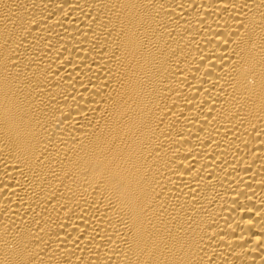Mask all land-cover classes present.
<instances>
[{"label": "bare ground", "instance_id": "1", "mask_svg": "<svg viewBox=\"0 0 264 264\" xmlns=\"http://www.w3.org/2000/svg\"><path fill=\"white\" fill-rule=\"evenodd\" d=\"M0 264H264V0H0Z\"/></svg>", "mask_w": 264, "mask_h": 264}]
</instances>
